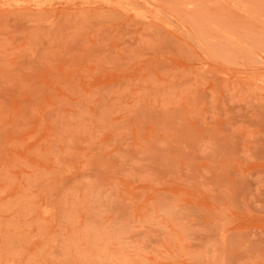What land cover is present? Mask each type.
<instances>
[{
  "label": "rangeland",
  "instance_id": "rangeland-1",
  "mask_svg": "<svg viewBox=\"0 0 264 264\" xmlns=\"http://www.w3.org/2000/svg\"><path fill=\"white\" fill-rule=\"evenodd\" d=\"M0 264H264V0H0Z\"/></svg>",
  "mask_w": 264,
  "mask_h": 264
}]
</instances>
